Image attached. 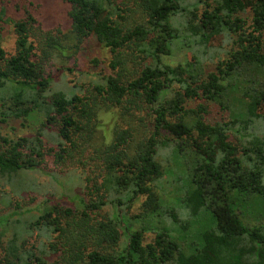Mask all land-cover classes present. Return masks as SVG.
Wrapping results in <instances>:
<instances>
[{
  "label": "trees",
  "instance_id": "obj_1",
  "mask_svg": "<svg viewBox=\"0 0 264 264\" xmlns=\"http://www.w3.org/2000/svg\"><path fill=\"white\" fill-rule=\"evenodd\" d=\"M60 1L68 6L67 33L44 30L29 11L11 19L0 6V23H10L15 34L12 54L0 35V263L264 264V226L241 216L244 203L264 211V127L246 116L241 132L219 116L248 113L247 103L245 109L234 98L264 96L257 93L264 80V0ZM175 14L184 29L198 32L220 18L231 50L215 64L209 60L212 66L172 64L169 43L182 37L169 23ZM88 40L111 54L108 74L97 75L84 93L53 90L54 58L77 53ZM102 115L112 117L108 129ZM28 120H38L31 134L21 129ZM131 121L148 130L137 141ZM99 127L104 141L89 148ZM162 148L174 161L188 154L184 212L207 220L189 253L164 219L143 244L150 231L143 221L161 215ZM76 164L84 174L81 191L68 205L44 199L30 207L37 198L25 180L36 172L58 180ZM140 197L142 213L132 216Z\"/></svg>",
  "mask_w": 264,
  "mask_h": 264
},
{
  "label": "rangeland",
  "instance_id": "obj_2",
  "mask_svg": "<svg viewBox=\"0 0 264 264\" xmlns=\"http://www.w3.org/2000/svg\"><path fill=\"white\" fill-rule=\"evenodd\" d=\"M0 6L5 8L7 16L11 17V19H22L25 16V11H29L44 30L55 32L58 29L62 33H67L68 31V6L60 0H0ZM203 9V5L199 6L200 12ZM248 15V13H245L246 18ZM220 20L218 17L213 19L214 28L212 30H199L198 32L196 29H184V25L182 24L183 19L178 14L170 17V25L176 26L177 30L182 32V37L169 43L172 57L170 59L167 57V59L171 60L172 64L187 60L192 61L195 65L204 62V65L207 63L208 65L206 66H212L209 60H213L215 64L219 58H224L227 50H231L232 42L228 38L229 31ZM177 23H180V25ZM0 35L2 48L8 54H12L15 50V34L10 23H0ZM95 59L99 64L94 65L92 63V60ZM110 60L111 54L107 49L93 40H88L81 45L77 53L69 50L66 51L65 56L60 55V57L54 58L52 67L49 69L52 78V89L68 91L76 87L78 93H82V91L83 93L87 92L90 83L98 78L97 75L108 74V62ZM63 66L70 69V72L60 70ZM128 69L131 70V64L128 66ZM242 78V80H245L243 82L247 83L250 76L243 74ZM233 93H237V91H233ZM257 93L264 94V80L262 86L257 88ZM234 99L239 105L243 103L245 109L247 108V103L248 113L244 112L243 114V112H240L231 116L228 112L220 111L219 116L222 122H229L233 119V129L242 132L243 123H245L247 116V118H251L254 122H259L264 127V96L261 99L258 98V101H254L255 98L249 99V97H246L244 102H241V99L239 100L238 98ZM101 120L105 129H108V126L112 122V117L110 115H102ZM37 122L35 120H28L26 127L21 128L22 131L31 134L37 129ZM129 124L134 131L135 141L142 138L148 132L147 129H143L136 121H131ZM44 131L45 136L54 137L52 135L54 132L47 129ZM103 135V130L99 127L92 140L88 143L89 148L100 145L104 141ZM236 138L237 136H230L229 141L232 143L236 142ZM158 152L157 162L161 164L162 171L164 172L158 185L160 190L157 191L160 200L159 213L161 215H159L158 219L156 217L152 218L151 220H155L153 222L143 221L144 225L150 230L144 234L143 244H147L154 239L155 233L153 230L155 225L159 223V220L164 219L167 221V227L171 229L173 237L179 242L182 250L189 253L199 244L200 233L208 227L207 220L204 221V216L201 215L196 219L190 220L184 212L182 196L187 183L184 178L186 175L183 166L187 165L188 167L191 162L188 159V154H185L186 152L182 153L186 155L185 161H182V158H177L174 161L169 148H162ZM63 170L65 172L58 176V180H52L50 177L36 172L30 176L29 180L24 181L25 184H30L35 188L32 195L37 198V201L30 207L42 205L44 199H50V203L60 201L61 205H68V197L75 192L77 193V191H81L78 187L80 184L79 179L84 175L81 166L76 164L74 167L63 168ZM144 200L145 197L138 198L130 212L132 216L142 213L141 204ZM241 206H244L241 216L249 225L264 226V211L260 209L261 206L258 207L256 203L253 205H246L244 203ZM173 218H175L176 223L171 225L170 222H172ZM162 223L164 222L162 221ZM4 241V239L0 241V256L2 255L1 248Z\"/></svg>",
  "mask_w": 264,
  "mask_h": 264
}]
</instances>
